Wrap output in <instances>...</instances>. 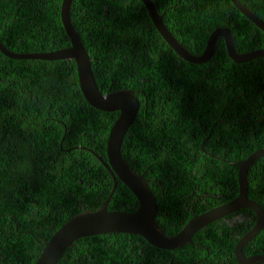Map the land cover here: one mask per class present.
<instances>
[{"label": "trees", "instance_id": "obj_1", "mask_svg": "<svg viewBox=\"0 0 264 264\" xmlns=\"http://www.w3.org/2000/svg\"><path fill=\"white\" fill-rule=\"evenodd\" d=\"M152 1L194 54L204 52L221 26L232 30L238 52L264 48V32L231 0ZM240 1L264 19L263 0ZM62 2L0 0V40L15 53L70 47ZM71 20L101 91L129 88L141 102L122 153L150 179L157 220L167 233L235 198L236 163L264 147V56L237 63L220 37L209 61L191 63L167 44L142 0H74ZM118 116L85 99L73 59L17 60L0 50V264H35L58 228L107 200L112 174L95 153L76 146L108 162ZM248 181L249 197L264 207V157L250 168ZM117 183L108 208L134 211L136 195ZM237 213H244L243 222L232 225L226 216L176 249L134 234L86 236L59 264H240L235 247L257 218L250 209ZM244 253L264 255V229Z\"/></svg>", "mask_w": 264, "mask_h": 264}, {"label": "water", "instance_id": "obj_2", "mask_svg": "<svg viewBox=\"0 0 264 264\" xmlns=\"http://www.w3.org/2000/svg\"><path fill=\"white\" fill-rule=\"evenodd\" d=\"M142 1L164 40L181 58L191 63L202 64L209 61L216 49L219 37L225 39L228 54L237 63L248 62L264 56V48L244 53L238 52L232 31L228 27H219L214 30L209 37L204 52L200 55L193 54L179 42L168 28L163 15L159 13L154 2L152 0ZM73 2L74 0H63L61 6L62 22L71 39L70 47L52 52L15 53L9 50L0 40V50L6 56L17 60L73 59L77 65L79 84L85 99L97 109L108 112L119 111V116L114 122L108 138V162H105L95 153L112 174L114 186L107 200L99 208L96 210L85 208L58 228L50 240L45 243L35 264H59L64 252L79 239L112 232L139 235L147 242L162 249L180 248L191 243L197 231L240 209L254 211L257 222L238 241L235 247V257L240 264L264 263V255L247 256L244 253V247L264 229V208L259 202L249 197L248 181L250 168L258 159L264 157V147L254 151L247 159L236 163L239 167V194L235 198L194 216L176 234H168L157 223L159 207L157 197L149 185L150 179L146 178L144 173H137L122 153L124 139L138 115L141 102L135 95L134 90L129 88L107 93L101 91L94 75L90 55L71 20ZM232 2L264 32V19L245 7L239 0H232ZM205 142L206 140L203 146ZM76 148L95 152L86 146H77ZM118 179H121L136 195L139 205L135 211L108 209L110 199L117 189Z\"/></svg>", "mask_w": 264, "mask_h": 264}, {"label": "clouds", "instance_id": "obj_3", "mask_svg": "<svg viewBox=\"0 0 264 264\" xmlns=\"http://www.w3.org/2000/svg\"><path fill=\"white\" fill-rule=\"evenodd\" d=\"M232 1V0H231ZM240 1V0H239ZM241 2V1H240ZM233 3V2H232ZM242 3V2H241ZM234 4V3H233ZM243 4V3H242ZM244 5V4H243ZM245 7H247L246 5H244ZM237 8V7H236ZM248 8V7H247ZM238 9V8H237ZM248 9H250V8H248ZM239 10V9H238ZM251 10V9H250ZM240 11V10H239ZM252 11V10H251ZM241 12V11H240ZM253 13H255L254 11H252ZM242 13V12H241ZM243 15H245L244 13H242ZM256 14V13H255ZM246 16V15H245ZM247 17V16H246ZM260 17V16H259ZM248 18V17H247ZM249 19V18H248ZM249 20H251V19H249ZM252 21V20H251ZM253 22V21H252ZM255 24V23H254ZM221 27H223V26H221ZM225 27V26H224ZM219 28V27H218ZM228 28H230V27H228ZM216 30V29H215ZM232 31V30H231ZM233 34V33H232ZM234 37V36H233ZM177 38V37H176ZM220 38V37H219ZM218 38V39H219ZM223 38V37H222ZM225 40V39H224ZM180 42V41H179ZM234 42H235V40H234ZM225 43H226V41H225ZM168 44V43H167ZM182 44V43H181ZM169 45V44H168ZM236 46V45H235ZM185 47V46H184ZM227 47V46H226ZM8 48V47H7ZM186 48V47H185ZM10 50V49H9ZM60 50V49H59ZM2 52V51H1ZM191 52V51H190ZM192 53V52H191ZM4 54V53H3ZM194 54V53H193ZM197 55V54H196ZM8 57V56H7ZM10 58V57H9ZM13 59V58H12ZM49 61V60H48ZM139 113V112H138ZM209 137H207L205 140H207ZM204 140V141H205ZM204 143V142H203ZM206 143V142H205ZM77 147V146H76ZM204 147H205V145H204ZM89 148V147H88ZM83 149V148H82ZM93 150V149H92ZM94 151V150H93ZM92 152V151H91ZM93 153H96V152H93ZM96 155V154H95ZM97 156V155H96ZM98 157V156H97ZM149 179V178H148ZM150 185V184H149ZM158 201V200H157ZM109 207V206H108ZM138 207V206H137ZM159 207V206H158ZM99 208V207H98ZM264 208V207H263ZM88 209H92V208H88ZM109 209V208H108ZM96 210V209H95ZM110 210V209H109ZM135 211V210H134ZM82 212V211H81ZM158 213H159V211H158ZM235 213H237V212H235ZM235 213H233V214H235ZM201 214V213H200ZM233 214H231V215H233ZM231 215H228V216H231ZM256 215V214H255ZM158 216V215H157ZM222 219V218H221ZM241 222H243V221H241ZM157 223L159 224V222H158V220H157ZM236 224V223H235ZM234 224V225H235ZM160 225V224H159ZM161 226V225H160ZM161 228L162 229H164L166 232H168V230L166 229V228H164L163 226H161ZM113 233V232H112ZM114 233H116V232H114ZM120 233H122V232H120ZM128 234V233H127ZM134 235H136V234H134ZM170 235H172V234H170ZM139 236V235H138ZM257 237V236H256ZM143 238V237H142ZM144 239V238H143ZM145 240V239H144ZM151 244V243H150ZM153 245V244H152ZM155 246V245H154ZM157 247V246H156ZM159 248V247H158ZM162 249V248H161ZM261 264V263H260Z\"/></svg>", "mask_w": 264, "mask_h": 264}, {"label": "flooded vegetation", "instance_id": "obj_4", "mask_svg": "<svg viewBox=\"0 0 264 264\" xmlns=\"http://www.w3.org/2000/svg\"><path fill=\"white\" fill-rule=\"evenodd\" d=\"M226 220H228L232 225H234L235 223L241 222L244 220V213H236L234 215H231L230 219L227 218Z\"/></svg>", "mask_w": 264, "mask_h": 264}]
</instances>
